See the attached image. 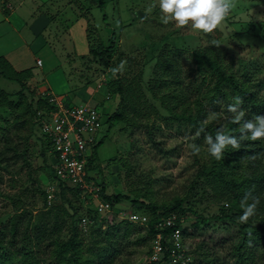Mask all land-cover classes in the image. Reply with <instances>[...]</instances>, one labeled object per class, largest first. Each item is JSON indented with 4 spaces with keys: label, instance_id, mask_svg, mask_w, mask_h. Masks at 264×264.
I'll return each instance as SVG.
<instances>
[{
    "label": "rangeland",
    "instance_id": "obj_1",
    "mask_svg": "<svg viewBox=\"0 0 264 264\" xmlns=\"http://www.w3.org/2000/svg\"><path fill=\"white\" fill-rule=\"evenodd\" d=\"M43 1L26 0L16 11L28 19L30 11H26L27 8L36 4L40 6ZM100 1L52 0L55 6L60 5L66 11L58 17L56 34L52 31V34L46 32L41 37H35L28 28H24L22 34L26 37L22 40L8 24L0 23V54H6V51L14 47L28 49L31 46L38 57L45 60V68L49 70L48 76H43L41 68L34 67V77L38 81L36 84L48 85L50 92L54 94L49 95L50 97L55 96L74 105L95 104L101 109L105 120L108 112L112 114L127 101L123 106L127 105L125 109L128 120L113 121L109 130L105 124L99 133V138L104 134L107 136L97 150V166L90 171V178L95 179L107 195H130L140 203L126 199L116 204V207L111 206L109 211H100L97 201L79 198L74 191L68 190L72 205L79 210V215L88 219L85 225H78L82 241L74 256L78 263L86 259L83 255L93 256L96 242L102 236L101 231L112 229L115 221L125 220L130 223L131 233L126 240H134L139 228H142L145 235L146 224L121 216L132 213L153 216L150 197L157 205L173 204L190 190L203 185L198 175L212 160L205 142V137L210 132L204 127H193L186 121L164 120L166 110L162 104L163 99H166L163 96L166 92L168 95L180 93L179 98L173 99L174 104L188 107L194 115H197V106H200L207 114L204 116L205 122L223 127L229 111L224 104L213 106L214 103L208 101L213 96L217 74L209 68L206 74L198 70L195 51L207 53L214 61L221 63L227 73L245 81L250 91L253 90L255 96L264 101V0H233L235 6L211 33L192 29L191 22L183 27L176 26L174 21L163 23L158 4L153 7L156 0H108L105 7H102ZM42 6L43 4L37 8L42 9ZM46 7H49L50 15L59 13L54 11L50 3ZM32 12L39 14L36 10ZM79 18L82 20L78 22ZM85 28H88V32L84 31ZM111 38L114 39L115 52L111 60L113 65L107 68L99 57L88 52L90 45H110ZM48 40L52 51L42 46ZM40 48L42 49L39 50ZM84 48L88 55L83 58L78 51ZM46 52L53 57V61L47 60ZM51 63L53 65L48 69V64ZM114 79L122 80L126 91L124 100L112 90ZM0 89L16 93L21 87L17 81L0 76ZM182 110H179L180 113ZM25 111V106L22 105L19 113ZM239 111H242L240 107L237 112ZM0 115L10 117L2 111ZM261 115H264V104ZM34 119L30 114H19L17 119L12 116L7 121L8 124H13L11 132L2 134V144L10 137L21 144L29 143L33 179L29 166L21 159L15 163H0V219L6 221L3 226L9 222L8 217L23 212L26 220L32 213L33 221H39L42 214L52 218L59 207H62L60 210L66 209V214L61 212L59 215L62 228L57 229L56 234L59 233L60 238L65 240L71 237L74 230L71 216L67 214L70 204L61 198V175L58 168L54 172L58 178L54 179L52 171L40 155L42 145L37 136L45 134L41 127L39 129L35 126ZM260 144L264 147V138H261ZM193 145L199 147L198 153H193ZM53 160L56 164L57 156ZM67 183L72 186L70 182ZM73 188L84 195L81 188ZM208 188L212 190L210 185ZM219 197L221 200L218 203L222 205L226 202L222 194ZM261 197L264 198V192ZM199 198L200 194L197 198H192L196 200L191 199L190 203L200 213L215 215L219 212L220 206L214 202L217 200L216 194H208L203 201ZM250 200L248 197V201ZM95 208L98 213L95 212L97 217L94 219L90 211ZM173 211L171 215L177 217V209ZM183 216L184 224L182 223L181 228L186 229V249L191 250L194 256L200 255L196 253L198 249H202L211 253L214 258V261L202 258L199 264H239L234 254V245L242 231L238 222L232 224L216 220L213 222L215 226L201 228L192 235L195 231L192 224L196 218L192 213ZM249 221L255 227L261 225L256 213ZM125 226L126 224L121 225V233ZM122 242L129 248L124 250L123 255L116 257V262L109 260L97 263L150 264L149 247ZM258 245L261 246L260 250L264 248L261 242ZM260 250L261 255L257 257L255 264H264V254ZM95 257L97 255L94 254L92 258ZM125 259L129 261L123 263Z\"/></svg>",
    "mask_w": 264,
    "mask_h": 264
},
{
    "label": "trees",
    "instance_id": "obj_2",
    "mask_svg": "<svg viewBox=\"0 0 264 264\" xmlns=\"http://www.w3.org/2000/svg\"><path fill=\"white\" fill-rule=\"evenodd\" d=\"M100 2L102 3V7H105L108 0H101ZM113 36H115L114 33ZM113 40L114 39L111 38V44H108L107 46L103 44L90 45L89 54L99 57L107 68H110L113 65V61H111L113 60V52H115L113 49ZM85 56L86 55L82 57L84 58ZM194 56L198 70L201 73L206 74L209 68V70L214 71V74H217V81L212 90L213 96L208 98L209 103H214L213 106H221L224 104L225 109L228 110V106L235 104V98L239 97L241 103L238 108H241L244 112V116L239 123H234L233 116L235 114L229 112L227 120L223 122V127H218L213 123L205 122L204 116L207 114L204 108L197 106V115H194L193 111L189 110L188 107L181 106V104H174L173 99L179 98L180 93H178V95L177 93H175V95L173 94V97V95H168L166 92L163 95L166 99H163L162 101V104L164 105L163 107L166 110V117H164V120L186 121L193 127H204L210 132V135L213 136V142H215V134L218 130L223 131L225 134L239 137L240 126L244 122L251 119L253 120L256 115H261L264 101L260 100L259 97H256L253 90L250 91L245 81H241L234 75L227 73L222 64L214 61L207 55V53L197 50L194 52ZM0 76L17 81L21 87V90L16 93H10L4 89H0V112H5V114L10 117L14 116L16 119L19 114H30L35 118V126H38L37 128L40 129V121L41 118L45 116L44 113L52 111L55 106L50 102L49 96H42V94L38 92L37 87L29 84V80L34 76L33 68H26L18 71L6 58L0 57ZM175 77L179 78L177 75H175ZM121 82V79H114L112 90L114 93L121 96V100H124L126 97V91ZM163 90L164 89H162V91ZM123 104L121 105L122 108L115 109L112 114L108 112V118L106 120L103 119L104 125L106 124L108 126L107 130H109V125L113 121L128 120V114L125 109V107L127 108V105L123 106ZM22 105L25 106L26 111L19 113ZM181 108L183 110L180 113L179 110ZM40 112L42 115L39 114ZM2 115H4V113ZM10 117L4 118L0 115V121H2V125H0V163H10V161L15 163V161L21 159L24 161V164L29 166V173L33 179V167L30 148L28 146L29 143H18L14 141L12 137L6 139L4 144L1 143L3 141L1 140L2 134L6 131L11 132V126L13 124L7 123ZM130 119L132 118L130 117ZM135 123L137 124V120ZM34 131H36L35 128ZM245 135L247 137L250 135V132L245 130ZM106 136L107 134H105L102 139L94 145V151L89 158V172L95 170L97 166V150L105 141ZM37 137L39 138V143L42 145L40 155L46 161L50 171H52L54 179H57L58 177L56 173H54L55 164L53 157L55 154L52 142L46 135H38ZM260 140L250 141L245 139L244 141H241L239 149H233L230 145L227 146L223 157L220 160H216L212 157L210 165L203 167L198 175V178L202 179L201 182L203 185L200 187L198 185L195 190H190L184 197L177 200L175 203L157 205L152 202V197H150L153 216L149 217L148 221L145 223L147 227L145 228V235L142 228H139L136 230L138 235L137 237L135 236L134 240H132L133 238L126 240L131 233L130 223L125 222V220L115 221L112 225V229H107L105 232L101 231L102 236L96 242V252L94 253L97 257H95V259L92 258L94 254L91 257L87 256L88 258L83 255V258L86 259L79 261L80 263L77 262V259L74 256L78 249L77 247L82 244V241L79 238L78 232L80 231L78 230V225L80 226L83 217L79 215V210L72 205L71 198L68 197V190L74 191L79 198H82V193H80L78 189L68 185V183L60 177L61 182L59 183V192L61 198L63 201L70 204V209L67 211V214H70L71 224L74 228L71 237L62 240L59 233L56 234V230L62 228L59 215L61 212L66 214V209L60 210L62 207H59L56 215L52 218H47L45 214H42L39 221H33L32 213L26 220V216H24L25 213L23 212L19 215L8 217L7 219L9 222L3 226L2 224L6 221L0 219V264H98L97 262L104 263L109 260L114 263L117 261L116 257L120 254L123 255L124 250L129 248V246L122 241L128 243L132 242L136 246L149 247L150 254L153 247V240L157 237L159 232L163 233L164 238L162 239V243L165 246L166 255L168 256V250L171 252V249L174 247L173 241H169V239H171L169 237L171 232L177 227L181 228L182 223L184 224L183 215H188L190 213L196 218V221L192 224L195 228L192 235L198 233V230L201 228L206 227V229H209V226H215L213 222H216V220L232 224L238 222L242 231L239 233L241 237L234 245L235 260L239 264H255L257 257L261 255L259 253L261 246L258 245V242H261L263 245L262 247H264V198L261 197L264 192V147L261 146ZM159 149L163 151L162 148ZM208 185L211 186L212 190H209ZM198 194H200L199 200L201 201H203L208 194H216L217 200L214 202L220 206L219 212L215 215H205L200 213L198 209L190 203V200L192 198H197ZM219 194H222V196L226 198V202L222 205L218 203L221 200ZM246 194L251 199V202L253 197L260 200L256 211L257 218L261 224L259 227L252 225L249 220L243 225L238 219L244 211L241 207V201ZM102 196L105 200L109 201L113 207H116V204L126 199H129L136 204L140 203V201L130 195H107L104 189L102 190ZM192 200L195 201L196 199ZM250 201L247 203H251ZM186 203H188V206H186ZM175 209L178 211L175 226L161 229L157 228L155 223L163 216H170L174 213L173 210ZM95 212H97L96 208L90 211V214L94 219L97 217ZM122 224H126L123 233L120 232ZM182 231L183 237L186 239V229H183L182 227ZM260 252H263L264 254V248H262ZM185 254L186 257H191L189 261H185V264H199L202 262V258L208 261H214L211 253L208 251L205 252L202 249L197 250L196 254L200 255L194 256L191 250H187ZM127 260H123V263ZM166 261L168 264H174L173 262H169L167 257ZM179 264L184 263L180 261Z\"/></svg>",
    "mask_w": 264,
    "mask_h": 264
},
{
    "label": "built area",
    "instance_id": "obj_3",
    "mask_svg": "<svg viewBox=\"0 0 264 264\" xmlns=\"http://www.w3.org/2000/svg\"><path fill=\"white\" fill-rule=\"evenodd\" d=\"M42 64V60H38ZM55 108L41 118L42 132L51 140L53 151L57 156V163L54 165L55 170L61 175V179L70 182L72 186L81 188L83 198L95 200L98 202L100 211H109L111 203L101 197V187L95 179L90 178L88 173V162L92 155L93 145L99 140L98 135L103 128V113L95 104H69L65 100L51 96ZM42 115V113H40ZM54 191V189H53ZM130 220L140 223H146L148 217L138 214H131ZM87 218H83L81 224L87 223ZM158 227H174V217L162 219L157 223ZM165 226V227H164ZM164 238L159 233L154 239L153 252L150 256L149 263L155 264L166 261L179 264L190 260L186 257V247L183 245L182 229L177 227L172 233L171 239L174 247L171 252L168 250L166 255L165 246L162 243ZM167 262V261H166ZM165 263V262H164Z\"/></svg>",
    "mask_w": 264,
    "mask_h": 264
},
{
    "label": "clouds",
    "instance_id": "obj_4",
    "mask_svg": "<svg viewBox=\"0 0 264 264\" xmlns=\"http://www.w3.org/2000/svg\"><path fill=\"white\" fill-rule=\"evenodd\" d=\"M157 4H158L159 11L161 14L160 19L163 23L167 24L170 21H174L176 26L183 27L185 25H188L191 22L190 26L192 29L202 30L203 33L213 32V30L216 29L222 23V21L226 18V16L230 13L232 8L235 6L233 3V0H156V3L153 4V7H156ZM240 103H241V100L239 97H237L235 98V104L228 106V111L235 114L233 116L234 123H239L244 116L243 111L237 112V108L240 105ZM103 126H104V123H103ZM245 130H247V132H250V135H248L247 137L245 135ZM102 137L103 136L99 138V135H98L99 140H101ZM261 138H264V115H256L253 120L244 122L240 126V136L239 137L228 135V134H225L223 131L218 130L215 134V142H213V136L211 135H208L205 137V142L208 146V149H207L208 154L211 157L215 158L216 160H220L223 157L224 151L227 148V146L230 145L233 149H239L241 146V141H244L245 139L250 140V141H256V140H260ZM94 145L92 147L93 148L92 153L94 151ZM192 149H193L194 154L198 153L200 150L199 147L196 145H193ZM88 165H89V162H88ZM88 173L90 175L89 166H88ZM97 184L99 183L97 182ZM102 190L103 189H101V197L103 198ZM247 201H248V195L246 194L243 200L241 201V207L244 209V211H243V214L240 215L238 218L241 223L247 222L250 217L255 215L257 211V207L260 203V200L256 197L252 198L251 203H247ZM97 205H98V202H97ZM132 214H135V213H132ZM129 216L126 215V216H121V217L125 219H130ZM169 217H174V222L176 221V216L174 215L163 216L155 223L156 227L161 229L160 227H158L157 223L161 221L162 219H167ZM136 223H140V222H136ZM173 232H171L169 236L170 238ZM159 233H162V232H159ZM182 237H183V231H182ZM186 239H184L183 237V245L185 247H186L185 245ZM152 252H153V247H152L150 256ZM155 264H168V262L161 261L160 263H155Z\"/></svg>",
    "mask_w": 264,
    "mask_h": 264
},
{
    "label": "crops",
    "instance_id": "obj_5",
    "mask_svg": "<svg viewBox=\"0 0 264 264\" xmlns=\"http://www.w3.org/2000/svg\"><path fill=\"white\" fill-rule=\"evenodd\" d=\"M26 0H0V23L1 24H8L9 28H13L16 32L17 35L22 39L25 40V35L22 34V29L28 28L30 34H32L35 37H41L43 34L46 32H49L50 34H56V22L58 21V17L62 16V12L65 14L64 7L62 8L60 5H54L55 2H52V0H44L43 1V6L42 9L37 8L41 7L39 4L37 5H30V9L27 8L26 11H30L28 19L24 17L23 15L17 13V8H20L23 6ZM58 0H56L57 2ZM50 3L51 6L53 7L54 11H58L59 13L57 14L56 12L53 13L52 15L49 14V7H46L47 4ZM37 8V9H35ZM5 10V11H4ZM38 12V15H35L32 11ZM24 11V12H26ZM13 12V13H12ZM82 18L78 19V22L81 21ZM76 25V23L74 24ZM88 27V26H87ZM88 32V28L84 29V31ZM71 36H72V30H71ZM87 39H88V33H87ZM42 46L49 48L50 51H52V47L50 45V41L42 43ZM40 48L39 50H41ZM80 49L79 56H84L87 55V49ZM85 50V51H84ZM90 51V48H89ZM77 52V51H76ZM1 53V52H0ZM82 54V55H81ZM89 54V52H88ZM47 60L49 62L53 61V57L46 52L45 53ZM0 57L6 58L12 66L18 70H24V68H33L34 72V67L38 66L41 68L43 72V76H48L49 70H46V64L45 60H42L41 58L38 57L37 52L33 50L31 46L28 47V49L24 47H17L13 48L9 51H6V54H0ZM42 60V64H38V60ZM53 65V63L48 64V69ZM47 71V72H46ZM30 84H33V86L37 87L38 92H42V96H49V95H54L53 93L50 92V88L48 85L43 84L42 86L40 84H36L38 81L35 80V77L33 76L29 80ZM5 90V89H4ZM50 97V96H49Z\"/></svg>",
    "mask_w": 264,
    "mask_h": 264
}]
</instances>
